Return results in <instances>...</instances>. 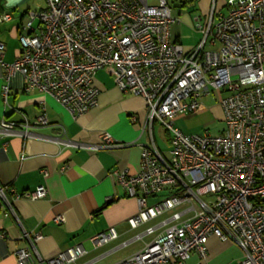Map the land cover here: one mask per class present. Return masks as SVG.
I'll list each match as a JSON object with an SVG mask.
<instances>
[{
	"label": "built area",
	"instance_id": "obj_1",
	"mask_svg": "<svg viewBox=\"0 0 264 264\" xmlns=\"http://www.w3.org/2000/svg\"><path fill=\"white\" fill-rule=\"evenodd\" d=\"M216 6L214 0L206 25L199 22L202 36L191 50L172 36L177 18L169 0H46L45 7L27 11L13 62H4L0 41L8 74L20 71L26 91L49 93L74 117L98 104L100 70L112 74L122 91L145 98L152 141L142 146L140 170L114 171L139 202L129 222L137 227L182 203L193 214L181 220L182 213H174L171 220L179 221L113 264H186L194 253L197 264H206L212 235L237 243L244 264H264V0H225L227 13ZM10 19V12L0 14V21ZM216 89L224 128L216 134L183 131L177 118L201 110ZM8 91L6 85L4 96ZM155 121L171 134L169 156L155 143ZM48 122L44 107L24 127L4 119L0 125L7 134L28 135L30 126ZM103 139L101 147L125 145L109 132ZM47 194L44 184L14 192L32 199ZM117 236L110 226L91 240L101 246ZM24 237L30 245L16 250V264H68L87 253L77 243L36 261L41 235L24 230Z\"/></svg>",
	"mask_w": 264,
	"mask_h": 264
},
{
	"label": "crops",
	"instance_id": "obj_2",
	"mask_svg": "<svg viewBox=\"0 0 264 264\" xmlns=\"http://www.w3.org/2000/svg\"><path fill=\"white\" fill-rule=\"evenodd\" d=\"M0 3L3 7L0 14L7 11L12 14V19L0 21V41L5 44L3 60L10 63L21 49L19 35L25 13L30 8L42 6L38 5L39 0H0ZM179 16H175L177 21L172 25V36L186 50H191L201 39L202 32L179 25ZM177 25L181 26L183 41L181 33H177ZM25 82L20 71L8 74L0 62V121L4 119L24 127L23 123L34 121L44 107L49 120L46 125L30 126L28 135L7 134L0 125V184L4 189V195L0 194V264H16V250L30 245L24 230L41 235L34 244L36 261L82 243L87 253L68 264H93L100 257L143 240L122 259L135 254L168 225L179 221L171 220L176 212L182 213L181 220L192 216L189 204L182 203L137 227L129 222L139 211V202L128 195L114 171L138 173L142 146L152 141V129L147 123L148 107L143 96L122 91L112 74L100 70L95 76L100 89L98 104L74 117L49 93L26 91ZM6 85L9 91L4 96ZM215 97L214 91L203 99L201 110L178 117V126L185 132L196 133L190 132L185 120L188 116L198 118L210 111L219 114L222 121L220 102L215 99L210 103ZM157 122L153 124V137L158 146L154 131ZM165 130L171 143V134ZM104 132L125 145L101 147ZM169 151L162 152L169 156ZM41 184L48 189L44 197L14 196V192L34 190ZM166 194L162 192L160 196ZM157 197L150 198V203ZM59 215L62 221H58ZM110 226L116 228L118 236L96 246L91 237ZM149 227H154V231L147 232ZM139 228L142 230L138 231ZM147 236H151L148 241L144 240ZM100 248L103 249L100 254L90 256ZM199 260L198 253H194L186 264H197ZM243 260L244 251L237 243L216 235L209 237L206 264H244Z\"/></svg>",
	"mask_w": 264,
	"mask_h": 264
},
{
	"label": "rangeland",
	"instance_id": "obj_3",
	"mask_svg": "<svg viewBox=\"0 0 264 264\" xmlns=\"http://www.w3.org/2000/svg\"><path fill=\"white\" fill-rule=\"evenodd\" d=\"M224 3L225 0H217V6H216L217 11H222L223 13H227L228 9L226 6L224 7ZM169 4L172 7L173 15L174 16L180 15L178 19L179 25H186L188 27H192L197 33H199L202 30L198 27L199 22H201L202 25H206L208 16L213 8L214 0H169ZM38 5L45 7L46 0H39ZM29 10H31V8ZM198 15L202 16V20L196 19V16ZM179 25H177V30H178L177 33L179 34L181 33V37L180 36L179 37L182 40L184 35L182 34V30L179 28L181 26ZM215 93H216V97L214 99H211L210 103L215 102V99L220 102L221 92H219L216 89ZM191 117L192 116H188L184 122L185 125L190 129V132L205 133L206 131H210L212 134H216L219 133L225 126L223 120L221 121L220 119L221 116L213 111L206 112L205 114L199 116L198 118H191ZM154 131L159 148L163 152L168 151L171 147V143H169L167 139L168 137L166 136L167 132L165 128L160 123L157 122ZM166 193H167L166 191L163 192V194ZM137 230L138 231L142 230V228H139ZM150 237L151 236H147L144 238V240L148 241L149 239H151ZM142 241L143 240H139L138 243L135 242L131 246L125 249H121L115 253H110L103 257H100L93 264H110L112 262H116V260L118 261L122 259L124 256H126L127 253H129L133 248L140 246L142 244ZM102 250L103 249L100 248L90 256L96 254L98 255L102 252Z\"/></svg>",
	"mask_w": 264,
	"mask_h": 264
},
{
	"label": "trees",
	"instance_id": "obj_4",
	"mask_svg": "<svg viewBox=\"0 0 264 264\" xmlns=\"http://www.w3.org/2000/svg\"><path fill=\"white\" fill-rule=\"evenodd\" d=\"M2 9H3V7H2V5H1V3H0V12H2Z\"/></svg>",
	"mask_w": 264,
	"mask_h": 264
}]
</instances>
